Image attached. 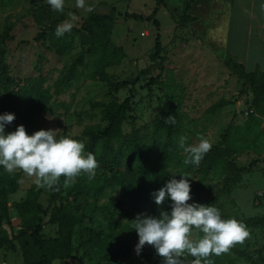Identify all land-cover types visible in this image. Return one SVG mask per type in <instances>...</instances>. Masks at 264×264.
Returning <instances> with one entry per match:
<instances>
[{"label":"rangeland","instance_id":"rangeland-1","mask_svg":"<svg viewBox=\"0 0 264 264\" xmlns=\"http://www.w3.org/2000/svg\"><path fill=\"white\" fill-rule=\"evenodd\" d=\"M155 6L154 0H85V8L81 9L76 7V0H65L61 12L64 20L56 25V29L70 19L69 14L75 20L72 21L74 27L71 31L62 36L66 37L67 42H72V49L70 53L60 55L48 39L36 40L41 31L47 32L44 27L49 26L46 22L40 24L33 21L30 16V11L35 7L57 13L47 0H11L4 6L0 3V35L7 33L9 36L3 47V61L11 79L20 81L41 77L53 93L58 79L66 77L67 68L81 73L69 90L61 94L53 93L48 111L34 118L37 128L59 129L60 136L83 142L86 155L90 149L87 128L107 124L101 121L100 105H107L111 101L122 103L127 99L128 108L122 117L121 131L123 134L137 132L152 154L156 147L152 140L156 139L152 136L151 125L161 113L177 112L181 115V133L187 138V146L198 144L203 137L211 142L212 147L220 145L229 126H243L251 115H258L253 105L251 85L229 70V75H226L218 64L208 70L205 64L198 62L199 59L194 58L193 61L192 55H188L193 51L191 44H184L193 35L181 28L185 25L184 21L176 22L171 17L173 13L170 10L168 13L164 6L159 7L155 17H152ZM87 8L92 10L87 11ZM92 14L112 17L109 40L123 52L117 65L105 67L106 82L87 79L85 74L88 68L79 63L80 58L89 63V54L88 46L82 45L77 31ZM130 15H141L143 20L129 18ZM169 19H172V23ZM157 35L162 51L155 60H151ZM183 47H187V52ZM228 58L241 64L233 56ZM252 62L246 63L245 72L252 69ZM3 96L4 91L0 90V106ZM260 129H264V116ZM14 131L5 126V135ZM97 152L103 154L100 146ZM230 160L237 168H245L246 171L237 175L232 171L215 174L205 171L200 165L192 169L189 180L199 192L190 195L192 199L188 203L216 207L222 219H236L245 224L250 232V237L243 244H236L228 253L208 257L212 264H264V150L260 154L253 150L243 151L232 155ZM16 171L20 176L19 187L16 193L8 197L10 224L4 222L2 235L9 244L0 246V264H23L19 245L14 241L19 219L12 204L23 202L30 189L40 191L38 202L43 209L51 210L62 203H72L79 208L80 215H83L82 222L81 226L72 229L73 239L80 234L86 240L88 229L107 231L106 222L93 210L91 198L65 192L52 201L50 189L38 187L34 177ZM98 176L96 170L94 178ZM112 197L121 202L122 210L117 217L122 218L130 210V204L118 189L107 188V195L99 203H109ZM162 211L167 212V208L161 206L157 217ZM142 214L147 215L140 212L135 214V218ZM48 219L49 213L43 219L42 234L45 239L52 240L58 236V227L47 223ZM202 235L194 232L192 238L198 239ZM137 244L131 243L128 254L111 264H163L164 258L157 254L153 246L146 244L137 255ZM113 250L111 248L108 252ZM103 258L100 245L94 249L92 246L85 248L81 244H72V259L80 264H109ZM192 259L188 256L186 264H190Z\"/></svg>","mask_w":264,"mask_h":264},{"label":"trees","instance_id":"trees-1","mask_svg":"<svg viewBox=\"0 0 264 264\" xmlns=\"http://www.w3.org/2000/svg\"><path fill=\"white\" fill-rule=\"evenodd\" d=\"M155 8L152 17L157 14L158 8L163 6V0H154ZM2 6L11 3V0H0ZM190 3L186 5L185 13L179 21L192 22L194 19L187 16ZM33 21L40 24L46 22L49 27L38 34L37 41L48 39L50 44L56 47L60 55L70 53L72 42H67L66 37L55 35L56 25L63 21L61 12L54 13L44 7H35L30 11ZM129 18L143 20L141 15H130ZM156 22V21H154ZM157 23V22H156ZM113 19L108 15L92 14L85 25L78 30L83 46H88L89 63L82 58L79 63L86 70V78L106 82L108 77L105 67L117 65L123 57L120 48L113 46L109 40L112 31ZM7 33L0 35V90L4 91L1 100L0 116L13 114L15 120L6 125L10 130H16L23 125L27 134L32 135L37 128L34 118L40 113L48 111L53 93L61 94L72 87V83L80 78L81 73L73 72L67 68L66 77L62 76L55 83L53 93L45 86L43 78H28L15 81L11 79L4 65L3 53ZM159 35L155 38L154 53L151 60H155L161 53ZM225 66L233 74L247 81L251 85L254 100L253 105L258 115H251L245 125L229 126L225 131L218 147H212L204 155L200 166L205 171H213L215 174H223L226 171L239 175L246 171L245 168H237L230 160L231 156L243 151L253 150L257 154L264 150V129H260L264 116V72L255 70L245 72L243 65L236 63L232 58L225 60ZM153 82V81H151ZM128 100L122 103L111 101L107 105H100L103 122L106 126L88 127L87 135L90 138L89 153L94 154L99 167L97 178L89 179L86 174L79 175L74 183L67 187L62 182L50 189L52 201L58 199L62 193L85 196L92 199L93 210L106 222V232L87 230V239L78 234L73 239L72 229L81 226L82 216L78 207L72 203L60 204L58 207L43 209L38 202L39 190L30 189L26 199L21 203H13L16 217L19 219L17 234L14 237L21 251L23 264H52L55 260L72 259V244H81L82 247L100 245L103 259L107 263H116L128 254L131 243H138L139 237L132 224L136 213H146L147 216L157 217L161 206L171 212V200L157 205L153 193L164 187L170 179L180 180V175L189 174L195 165L185 166L183 161L186 154L179 146L182 137L181 115L177 112H166L156 116L152 122V136L156 139L152 143L156 146L152 154L148 152L144 139L137 133L123 134L121 122L126 112ZM169 116H173L175 123H165ZM99 146L103 154L99 155ZM187 146V143H186ZM19 172L8 173L0 166V246L9 244L2 235L4 222H9L8 197L17 192L19 187ZM190 183V195L199 192L192 181ZM107 188L118 189L121 196L130 204V210L117 216L122 210L121 202L112 197L109 203L100 204L102 197L107 195ZM49 210V211H48ZM49 213L50 225H57L58 236L55 239H45L42 234L43 219ZM82 241V243H81ZM12 248H14L12 246ZM114 248L112 252H108Z\"/></svg>","mask_w":264,"mask_h":264},{"label":"clouds","instance_id":"clouds-1","mask_svg":"<svg viewBox=\"0 0 264 264\" xmlns=\"http://www.w3.org/2000/svg\"><path fill=\"white\" fill-rule=\"evenodd\" d=\"M57 12H63L65 0H47ZM76 7L84 9L85 0H76ZM87 8V11H91ZM57 26L55 35L59 38L74 27L75 17ZM15 120L13 114L0 116V166L13 173L22 171L35 178L40 188L51 189L64 177L67 187L75 179L86 174L93 179L98 162L92 153L85 155V144L81 141L60 136L61 131L40 130L28 135L24 126H18L14 132L5 135V126ZM165 123H175L169 116ZM59 137V138H58ZM186 137H180L179 146L186 154L185 166L198 167L211 148V142L201 137L196 145L186 146ZM181 179H170L164 187L153 193L159 206L171 200V212L162 211L159 217L138 215L130 222L138 234L136 253L140 254L147 244L153 246L163 264H186L188 256L193 257L190 264H212L211 255L228 253L236 244H243L250 237L246 225L236 219L224 220L216 207L197 203L189 204L190 183L186 175ZM202 233V237L193 239V233ZM52 264H60L58 260Z\"/></svg>","mask_w":264,"mask_h":264},{"label":"crops","instance_id":"crops-1","mask_svg":"<svg viewBox=\"0 0 264 264\" xmlns=\"http://www.w3.org/2000/svg\"><path fill=\"white\" fill-rule=\"evenodd\" d=\"M189 3L187 16L194 20L181 28L193 35L184 43L191 44L193 51L188 55L193 61L199 59L208 70L218 64L229 75L224 61L233 56L243 67L253 60L252 69L247 71L264 72V0H163V8L171 11L177 22ZM183 49L187 52V47ZM62 262L80 264L74 259Z\"/></svg>","mask_w":264,"mask_h":264},{"label":"built area","instance_id":"built-area-1","mask_svg":"<svg viewBox=\"0 0 264 264\" xmlns=\"http://www.w3.org/2000/svg\"><path fill=\"white\" fill-rule=\"evenodd\" d=\"M144 35V34H143Z\"/></svg>","mask_w":264,"mask_h":264}]
</instances>
